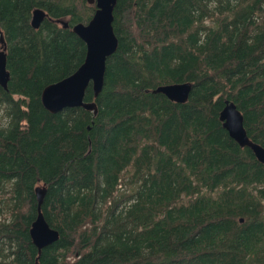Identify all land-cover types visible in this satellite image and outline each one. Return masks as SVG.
Instances as JSON below:
<instances>
[{
  "label": "trees",
  "instance_id": "16d2710c",
  "mask_svg": "<svg viewBox=\"0 0 264 264\" xmlns=\"http://www.w3.org/2000/svg\"><path fill=\"white\" fill-rule=\"evenodd\" d=\"M95 11L0 0L11 74L0 86V264H36L38 187L60 232L40 264H264V164L220 121L235 103L264 148V0H118V50L100 96L91 84L85 96L98 114H51L42 93L84 63L73 28ZM180 83L193 86L185 104L153 93Z\"/></svg>",
  "mask_w": 264,
  "mask_h": 264
},
{
  "label": "water",
  "instance_id": "95a60500",
  "mask_svg": "<svg viewBox=\"0 0 264 264\" xmlns=\"http://www.w3.org/2000/svg\"><path fill=\"white\" fill-rule=\"evenodd\" d=\"M118 0H88L95 5L96 11L88 24H77L73 32L85 43L87 54L84 63L75 73L62 81L46 87L41 100L44 108L51 114H58L66 109L83 108L86 111L98 114L95 102L86 103L85 96L90 84L93 87L97 99L105 85L107 61L116 54L119 40L114 31V11ZM47 14L43 10H35L32 18V27L39 29ZM64 28H68L66 21H58ZM0 86L8 91L11 74L7 69L6 42L0 29ZM193 86L190 83L171 84L158 87L154 94H162L171 102L185 104L188 102ZM220 121L223 128L229 133L241 148H249L258 162L264 164V148L253 143L245 128V119L235 103L226 101L225 107L220 113ZM46 188L38 187L36 196L38 201V215L31 225L30 237L34 246L38 249L36 264L44 249L55 244L60 239V232L53 229L45 219L42 212L46 196Z\"/></svg>",
  "mask_w": 264,
  "mask_h": 264
},
{
  "label": "rangeland",
  "instance_id": "374dc122",
  "mask_svg": "<svg viewBox=\"0 0 264 264\" xmlns=\"http://www.w3.org/2000/svg\"><path fill=\"white\" fill-rule=\"evenodd\" d=\"M2 120H3V122H6L5 119H2ZM2 218H7V219H9V213H8V212H4V214H3L2 216H0V221H2Z\"/></svg>",
  "mask_w": 264,
  "mask_h": 264
}]
</instances>
